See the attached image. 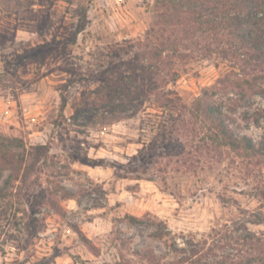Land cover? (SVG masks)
I'll return each mask as SVG.
<instances>
[{
  "label": "rangeland",
  "instance_id": "obj_1",
  "mask_svg": "<svg viewBox=\"0 0 264 264\" xmlns=\"http://www.w3.org/2000/svg\"><path fill=\"white\" fill-rule=\"evenodd\" d=\"M189 4L0 0V264H248L264 252V154L218 145L201 112L220 107L258 149L264 95L244 80L264 88V62L237 31L189 30L196 13L219 21L213 2Z\"/></svg>",
  "mask_w": 264,
  "mask_h": 264
},
{
  "label": "trees",
  "instance_id": "obj_2",
  "mask_svg": "<svg viewBox=\"0 0 264 264\" xmlns=\"http://www.w3.org/2000/svg\"><path fill=\"white\" fill-rule=\"evenodd\" d=\"M89 1L90 0H85V5H88ZM209 1L213 2L214 4V11H211L210 14L213 15V18L216 17L215 15H217V17H219V21L214 22L213 19L206 21L204 20L205 18L203 16L205 14L202 15V13H196L192 17L188 18L187 16V25H190L189 30H192V32L193 30L202 31L204 30L203 27L206 26L209 31H213L217 29V27L222 26L221 29H226L229 35H234V32L237 31V36H239L240 40L247 45L246 47L251 51L257 52L262 57L264 62V9H261V6L256 5V2L252 0H246L247 5H245L244 7L246 8V10L239 15L236 14L235 10L237 9V5L243 6L242 0H186L187 3H190V7L186 9V13H192L193 9L198 7L204 9L205 4H207V2ZM259 2L264 6V0H260ZM243 23L246 25H250L251 28L242 30ZM82 27L83 24L80 25L78 30L81 31ZM239 82L240 81L235 83L237 85V88H240ZM244 83H246V85L248 86V90L250 89L252 93L264 95L263 87L251 85L250 82H245V80ZM206 96L207 95H205V97ZM241 96V98H244L245 94H242ZM202 104L203 105L201 112L204 115L205 119L214 126V137L218 145L228 146L233 149L243 148L245 151H249L252 153L258 150V152L264 154V138L260 143V147L257 149L252 144L250 138L244 136L238 138L234 137L225 123L227 120V116L221 110V108L216 107L209 102H204ZM63 110L64 101H62L61 103L60 113H62ZM42 149V146L36 148V150ZM129 219L132 223L139 222V220H136V218L134 217H130ZM254 223L264 225V216H256V222ZM248 237L253 246L258 247L262 245V241H260V239H258L255 235L248 234ZM248 264H264V252H260L259 256L255 257L254 260H251V262Z\"/></svg>",
  "mask_w": 264,
  "mask_h": 264
}]
</instances>
